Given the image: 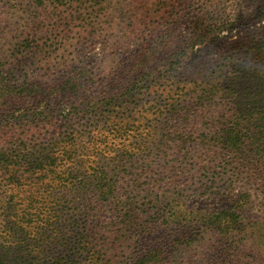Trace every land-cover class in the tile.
Listing matches in <instances>:
<instances>
[{
  "label": "rangeland",
  "instance_id": "374dc122",
  "mask_svg": "<svg viewBox=\"0 0 264 264\" xmlns=\"http://www.w3.org/2000/svg\"><path fill=\"white\" fill-rule=\"evenodd\" d=\"M24 1L0 0V242L13 230L21 256L75 264H264V188L226 163L223 102L196 105L264 35V0H108L103 17L93 0L63 19ZM72 132L101 154L56 161ZM80 164L112 181L102 200L76 190ZM246 192L251 218L234 228L198 220Z\"/></svg>",
  "mask_w": 264,
  "mask_h": 264
},
{
  "label": "trees",
  "instance_id": "16d2710c",
  "mask_svg": "<svg viewBox=\"0 0 264 264\" xmlns=\"http://www.w3.org/2000/svg\"><path fill=\"white\" fill-rule=\"evenodd\" d=\"M107 1L108 0H102V17L108 12ZM24 2L28 6L40 9L41 12L48 11L51 16L56 15L57 17H62L63 15L68 17L73 14L81 18L85 15L90 16L94 14L95 9L97 12V8L92 6L93 0H25ZM149 4L150 2H147L145 7ZM85 10H87L86 13ZM61 19H63V17ZM85 22L87 21H84V23ZM249 48L250 51L247 55V61L235 66L236 69L233 74L203 89L196 97V105L197 109L200 110L201 108L211 107L215 104L220 106V103L223 102L225 110L223 112L221 111V113L222 120H225V122L223 123L221 131L222 139L219 135V140L223 145L222 149L226 163L231 165L233 171H236L238 175L244 177L248 184L251 185V183H254L258 189L260 187L264 188V35H260L259 42L250 45ZM63 86L67 87L68 83L63 84ZM73 88L76 87L74 86ZM83 135L82 133L75 132L65 134L63 140L57 142L55 154L58 153V155L55 156V160L59 161L63 166H66L69 161L73 160V155H70V152L74 151L75 153L77 149L80 148L84 150L86 147L92 148L91 151L95 154H101L102 149L100 148L102 147L101 145H96L97 139L95 136L89 137L91 139L88 141L94 144L92 145L84 141L85 139L83 138L84 144L79 141V137ZM79 144L82 146L79 147ZM68 145L70 148H68ZM40 159L43 162V155ZM53 163L55 164L54 161ZM92 168V165L82 166L80 164L78 166L77 171H84L85 173L82 176L86 178L81 181V185H79L76 190L83 192V194L92 193L95 198L97 197L102 200L101 196H105V193H107L104 191L105 185L111 189L113 184L107 177H101L104 174L101 167L98 172L95 173V170H93V173L89 175L88 171ZM106 178L111 182H107ZM102 180H104V183ZM106 198L107 197H105L104 200H107ZM240 200L243 202L235 209L231 210V212L225 211V208L215 209L198 220L207 228L221 230L234 228L239 221L251 218L244 214V208L247 207L251 200L250 193L246 192L240 197ZM91 212L96 213V208H93ZM90 216V209H88L85 212L87 221ZM58 218L60 217L58 216ZM192 220H194V218L185 216L180 221L176 220L175 223L187 226ZM258 221L259 223L264 222V217L257 218L256 222ZM47 228L49 227L46 226L43 228L44 233L42 232V234L46 235ZM12 231L8 234V237L1 236L2 239L6 240L0 242V264H75L73 260L67 259V255H57L53 252L48 253L47 256L40 257L39 251L31 250V257L27 258L21 256L20 251L16 249L14 244L7 243V241L9 242L14 238L16 232ZM72 232H75V230ZM56 233H61L60 227L58 226ZM86 233H84L86 234L85 238L89 239L90 235L88 231ZM77 234H75L74 237H76ZM82 241L81 239L82 244L80 246H84L85 243V246L93 245V243L91 244L89 241ZM93 248L94 247H92V252ZM85 250H87V247H85ZM42 253H45L44 249H42ZM87 253L90 254L91 249L87 250ZM151 253L150 251V254ZM152 254L156 258L159 257V249H154V253Z\"/></svg>",
  "mask_w": 264,
  "mask_h": 264
}]
</instances>
